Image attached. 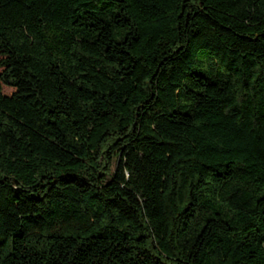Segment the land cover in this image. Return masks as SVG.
I'll return each mask as SVG.
<instances>
[{
	"label": "trees",
	"instance_id": "16d2710c",
	"mask_svg": "<svg viewBox=\"0 0 264 264\" xmlns=\"http://www.w3.org/2000/svg\"><path fill=\"white\" fill-rule=\"evenodd\" d=\"M0 264H264V0H0Z\"/></svg>",
	"mask_w": 264,
	"mask_h": 264
},
{
	"label": "rangeland",
	"instance_id": "374dc122",
	"mask_svg": "<svg viewBox=\"0 0 264 264\" xmlns=\"http://www.w3.org/2000/svg\"><path fill=\"white\" fill-rule=\"evenodd\" d=\"M14 92V90L12 88L9 87H3V93L7 96H10L12 93Z\"/></svg>",
	"mask_w": 264,
	"mask_h": 264
}]
</instances>
